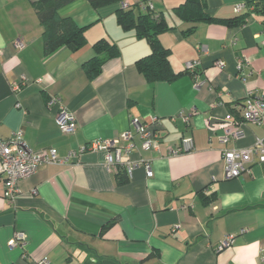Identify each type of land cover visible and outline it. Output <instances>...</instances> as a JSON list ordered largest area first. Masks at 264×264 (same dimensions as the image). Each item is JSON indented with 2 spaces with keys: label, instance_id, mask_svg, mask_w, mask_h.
<instances>
[{
  "label": "crops",
  "instance_id": "1",
  "mask_svg": "<svg viewBox=\"0 0 264 264\" xmlns=\"http://www.w3.org/2000/svg\"><path fill=\"white\" fill-rule=\"evenodd\" d=\"M37 1L0 0V136L21 129L34 150L53 148L61 157L87 149L20 180L14 200L0 184V264H39L42 258L49 264H264V163L227 178L223 156L264 136L263 127L242 115L250 91L264 95V12H236L247 0H205L216 18L246 17L244 25L227 26L181 20L173 9L185 0H121L98 8L75 0L59 14L87 26V43L47 54ZM124 2L137 14L146 11L141 2L152 3L165 17L171 29L159 38L180 77L147 81L137 61L151 47L119 25L116 11ZM101 39L115 43L120 54L91 78L84 63ZM193 60L199 61L194 75L186 72ZM53 96L75 114V133L60 131L57 107L48 106ZM135 118L154 129L159 149L144 150L135 135L123 161L151 160V177L142 164L131 174L124 165L110 167L105 150L90 148L133 131ZM187 136L193 148L172 154ZM120 167L125 183L117 180ZM19 231L26 241L12 247ZM228 236L233 242L219 250Z\"/></svg>",
  "mask_w": 264,
  "mask_h": 264
},
{
  "label": "built area",
  "instance_id": "2",
  "mask_svg": "<svg viewBox=\"0 0 264 264\" xmlns=\"http://www.w3.org/2000/svg\"><path fill=\"white\" fill-rule=\"evenodd\" d=\"M123 7H129V2H124ZM142 9H153V4L149 2H141ZM244 9L252 10L245 4H238L235 7L236 12H241ZM17 47H23L22 42L17 43ZM202 53L207 52L206 45L199 46ZM242 60L239 67H242ZM199 65L198 60L189 61L186 64V69L191 74H195L196 68ZM220 68L225 66L224 61L216 62ZM23 82L14 84L13 89L18 91ZM49 108L56 106V120L59 129L64 134H73L77 129V120L75 114L69 110L62 102V100L53 96L48 102ZM242 115L245 121L255 123L264 129V95L257 92L250 91L242 108ZM185 122L189 121V116L182 115ZM158 122V119L154 120ZM134 130H127L120 134L117 140H102L91 143L90 148L94 150L103 149L107 152L106 162L110 167L117 168L119 165L126 167L127 173L131 174L133 170L139 165H144L147 170V175H153L151 160L128 161L124 163L123 155L130 154L133 148V139L135 135L140 136L142 148L144 150H158L159 137L154 129L139 120L138 118L132 121ZM234 137L240 139L243 133L239 130L230 131ZM227 141V137L224 138ZM123 142L125 145H120ZM193 148V138L187 136L182 138L181 144L171 150L172 154H179L180 152L189 151ZM86 147H81L79 152L72 151L66 157H61L53 148L43 149L40 151L34 150L25 140L24 132L18 129L10 138H3L0 136V184L5 187L6 196L10 200H14L19 193L18 183L20 180L28 178L35 174L40 167L47 164H62L69 162L72 159L78 158L80 153L85 151ZM226 168L225 175L227 178L239 177L244 172L250 171V165L254 162L264 163V136L259 138L257 142L249 147L241 149L225 150L223 153ZM26 241V234L22 231L16 233L15 238L10 242L12 247L23 245ZM233 242V236L226 237L218 249L222 250ZM39 264H49L47 258H42Z\"/></svg>",
  "mask_w": 264,
  "mask_h": 264
},
{
  "label": "trees",
  "instance_id": "3",
  "mask_svg": "<svg viewBox=\"0 0 264 264\" xmlns=\"http://www.w3.org/2000/svg\"><path fill=\"white\" fill-rule=\"evenodd\" d=\"M75 0H40L35 3L38 17L44 26L43 39L45 52H54L61 46H68L72 49H79L87 43V26H79L71 17H63L59 14V9ZM94 8L117 3L121 0H87ZM246 5L253 11L264 12V0H247ZM145 12L135 13L133 9L122 7L116 11L117 20L121 27L128 30H135L139 38L146 39L151 47V53L137 61L139 70L144 74L148 82L173 81L182 74L176 72L170 63V48L165 47L159 35L168 31L165 17L156 14L153 9H143ZM174 13L183 21L198 23H222L227 26L244 25L246 17L244 15L231 19H219L207 12L205 0H185L184 3L175 7ZM195 26L186 32L191 33ZM95 54L84 63V67L91 78L97 76L102 69V65L108 59L117 57L120 54L118 46L108 40H98L94 43ZM186 72L188 70L186 69ZM189 73V72H188ZM119 183H125L128 176L124 168L120 167L117 175Z\"/></svg>",
  "mask_w": 264,
  "mask_h": 264
}]
</instances>
